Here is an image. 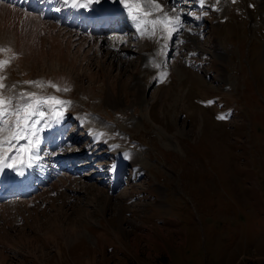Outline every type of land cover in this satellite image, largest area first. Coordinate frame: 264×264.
I'll return each instance as SVG.
<instances>
[{"label":"rangeland","instance_id":"374dc122","mask_svg":"<svg viewBox=\"0 0 264 264\" xmlns=\"http://www.w3.org/2000/svg\"><path fill=\"white\" fill-rule=\"evenodd\" d=\"M156 2L163 11L139 31L124 22L104 31L99 58L40 14L32 31L36 14L20 9L19 22L0 8V92L67 102L44 101L32 133L65 112L62 155L77 156L62 161L81 172L64 168L0 203V264H264V0ZM163 14L175 19L153 31L146 21ZM108 42L124 50L116 63ZM107 82L119 102L106 101ZM78 114L100 123L108 143L85 138ZM0 139V158L16 152L9 133ZM114 149L135 158L115 193ZM96 187L103 197L93 200L86 190Z\"/></svg>","mask_w":264,"mask_h":264},{"label":"bare ground","instance_id":"6f19581e","mask_svg":"<svg viewBox=\"0 0 264 264\" xmlns=\"http://www.w3.org/2000/svg\"><path fill=\"white\" fill-rule=\"evenodd\" d=\"M77 2L81 5L80 7L74 6V4ZM77 2L75 0H0V8L4 10L5 7H9L10 10H7L9 11V15H14L19 22L25 20V18L20 15V13H22L20 9L28 11L31 14L37 15L38 13H40L42 20L52 21L54 31L60 34L58 38H64L68 42L70 47H76V48L78 47V50L80 52L83 51V48H89V51L94 52L98 58L101 57L103 54L102 52L104 46L103 44L106 41H108L101 36L104 31H106L109 28H113V26L117 28H121V26H123V22L126 23V25L136 29L137 31L140 30L141 24L139 23L138 25L137 21L132 18V15L129 13L128 9L124 7V4L131 3V0H91L87 2L86 5L81 4L82 0H77ZM7 4H9V6H7ZM35 18L38 19L37 16H35L34 18H32V22H30L29 24V27L30 26L32 27V31L38 30L39 25L41 24L40 22H33V19L35 20ZM129 19H131V22H129ZM114 38H119V35H117V37ZM107 44L109 49L112 50V53L110 54L112 55L116 63V60L119 57L118 55L122 54L124 50L121 49V46L119 44H112L110 42H108ZM89 61L91 60L89 59L88 62ZM74 64H72V66ZM61 75H59V77ZM57 80L61 82V79L58 78ZM120 84L122 85L123 83L118 82V86ZM106 86H107L106 88H108L107 91L104 92V94L106 95V101L119 102L118 101L119 95L116 91V84L110 85V83L107 82ZM121 87L120 89H122ZM82 88L84 92L89 93L93 98L95 99L100 98L98 97L95 90L93 89L91 90L89 88L87 89L84 86H82ZM101 92H103V90ZM51 113L54 114L55 115L54 117L56 118L55 113L57 112L55 111V113L53 112ZM58 116L56 118V121L47 120L38 129L36 133L37 137H35V139L39 140L41 143L38 144L39 146H36L34 151H32L34 164L37 163L38 161L41 163L40 168L44 170L45 172L44 178L47 182H49L54 177L62 174L64 168H66V172H72L71 175L73 173L75 174L76 172L77 173L79 172L77 167L75 168V166L70 167V165H67L66 163L68 162L66 160L67 157L62 156L63 147L65 145L69 147V144H67L68 142L65 143V140L62 139L61 136L64 134V132L62 133V131L65 129L64 126L65 125L67 126L69 124L68 123L69 120L65 121L66 120L65 118L60 119L61 115L60 117ZM58 119L60 120L58 121ZM72 120H74L76 125L82 127L84 131L85 130L87 131V133L89 134L87 138L90 137L92 142H95L96 144L108 143L107 133H104L101 130H99L101 127H103L100 123L96 122L98 125L96 126L94 121L90 122L89 119L86 118L83 114H78L74 116ZM107 130L109 131V129ZM44 139H46L45 143L51 145L52 150L47 151L50 148L49 146L46 152L42 154L43 150L41 149V146L43 144ZM22 147L23 148L26 147L24 149H28V151L31 150V145L28 142L25 143V145L23 144ZM114 152L117 153L116 155L118 160L116 165L112 168L114 171V176L112 179L109 180L110 183L108 184L109 188L113 190L117 184L115 179L119 178V174L122 166L125 163H129L135 160L133 154L127 153L123 150L114 149ZM29 155L30 153L28 154L27 157V155L24 154L22 150L18 152L13 151L7 153L2 159L1 162L2 168H0V174H5V175L14 174L17 169V167H15L16 159H17V164L19 163L20 166L22 167V173H26L28 176H34L33 167L30 170H28L26 166L29 160ZM76 156H72V158L74 159L76 158ZM63 158L66 159L62 161ZM73 159L71 161H73ZM49 167L53 169L51 177L48 175ZM0 179H1V175H0ZM37 179L39 185H42L43 184L41 181L42 179H40L39 177H37ZM1 184H3V187L1 188L2 191L5 190L6 193H8L10 191V189H8V186L4 184V181H0V185ZM116 189L117 188H115V190ZM35 190H37V188L32 189L29 193H31L32 195L33 193H35ZM94 191H96L97 193L94 194ZM86 192L87 193L89 192V194H92L94 196L93 200L99 199L98 198L99 196L103 197V195H97V194H102L100 190H97V187L95 188V190L94 188L91 189L88 188ZM12 193L15 192H10L5 197L1 198L0 201L10 197L9 195ZM29 193L22 196L27 197L29 196ZM22 196H14V197L23 198ZM106 196L108 199H111L110 195L106 194ZM77 232L81 233L79 229L77 230Z\"/></svg>","mask_w":264,"mask_h":264},{"label":"snow or ice","instance_id":"6c2138e0","mask_svg":"<svg viewBox=\"0 0 264 264\" xmlns=\"http://www.w3.org/2000/svg\"><path fill=\"white\" fill-rule=\"evenodd\" d=\"M76 7L81 5L77 2L74 4ZM124 7L128 9L129 13L132 15V18L137 21L139 25L141 20L148 15H151L152 12H162V6L156 2V0H131V3L124 4ZM135 10V11H134ZM174 11V10H173ZM175 17H170L168 14H163L162 16L156 17L155 20L146 21V23L152 25V30H155L157 24H166L169 20H174ZM173 28L175 24L171 25ZM163 27L161 31H163ZM7 51V50H4ZM4 78L0 77V81ZM29 84H35L36 82H28ZM4 85L0 83V89ZM59 91V87L55 86ZM67 91V89H64ZM51 100L57 104H64L67 102L59 101L55 97H44L39 98L35 93H20L18 98L13 97H4L3 93L0 92V125H3V129H0V132H7L12 136V141H15L17 138H23L27 140L28 136L32 134L33 128L32 125L37 123V120L33 117L39 116L44 117L45 112L42 111L44 106V101ZM35 101V102H34ZM8 147H11V142L7 144ZM5 147V141L0 139V149ZM19 151V149H17ZM24 151H28L25 149Z\"/></svg>","mask_w":264,"mask_h":264}]
</instances>
